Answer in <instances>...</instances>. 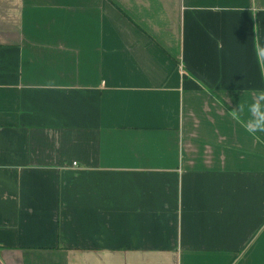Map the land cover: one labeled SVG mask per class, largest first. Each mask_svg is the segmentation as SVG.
I'll return each mask as SVG.
<instances>
[{"label": "crops", "instance_id": "1", "mask_svg": "<svg viewBox=\"0 0 264 264\" xmlns=\"http://www.w3.org/2000/svg\"><path fill=\"white\" fill-rule=\"evenodd\" d=\"M256 25L264 0H0V264H264V143L229 115L264 90Z\"/></svg>", "mask_w": 264, "mask_h": 264}, {"label": "clouds", "instance_id": "2", "mask_svg": "<svg viewBox=\"0 0 264 264\" xmlns=\"http://www.w3.org/2000/svg\"><path fill=\"white\" fill-rule=\"evenodd\" d=\"M253 18L256 10L250 9ZM254 37L252 39V51L257 65L262 75H264V36L261 35L259 25L253 27ZM205 91H208L206 88ZM245 112L247 119L244 118ZM229 115L247 133H249L257 143H264V139L258 134H264V90H257L247 105L240 104L233 108Z\"/></svg>", "mask_w": 264, "mask_h": 264}, {"label": "built area", "instance_id": "3", "mask_svg": "<svg viewBox=\"0 0 264 264\" xmlns=\"http://www.w3.org/2000/svg\"><path fill=\"white\" fill-rule=\"evenodd\" d=\"M74 164H76V162H74Z\"/></svg>", "mask_w": 264, "mask_h": 264}]
</instances>
